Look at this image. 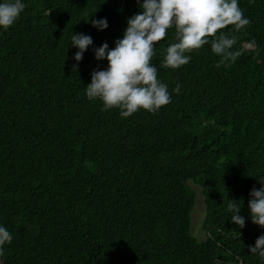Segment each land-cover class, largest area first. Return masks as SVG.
<instances>
[{
  "label": "trees",
  "instance_id": "obj_1",
  "mask_svg": "<svg viewBox=\"0 0 264 264\" xmlns=\"http://www.w3.org/2000/svg\"><path fill=\"white\" fill-rule=\"evenodd\" d=\"M21 2L0 28V226L12 235L0 264H264L249 252L264 227L248 208L264 186V0H238L250 24L222 30L241 52L227 66L206 44L186 65L163 67L177 42L169 29L152 64L171 102L127 118L86 87L107 69L95 50L115 47L143 0ZM77 33L93 41L79 62ZM192 184L204 203L200 239Z\"/></svg>",
  "mask_w": 264,
  "mask_h": 264
},
{
  "label": "clouds",
  "instance_id": "obj_2",
  "mask_svg": "<svg viewBox=\"0 0 264 264\" xmlns=\"http://www.w3.org/2000/svg\"><path fill=\"white\" fill-rule=\"evenodd\" d=\"M139 2V0H138ZM26 5L21 0H4L0 3V28L7 30L18 19ZM141 12L127 19L122 39L110 49L102 44L95 50L97 60H107V69L93 71L91 82L86 87L89 100L99 99L102 110L119 109L121 118L145 110L155 113L171 102L167 85L157 78V69L152 64L154 46L164 40L168 30L175 29L176 41L166 48L163 67L177 69L189 63L186 53L199 50L210 44L211 51L221 57L217 67L234 62L240 51H232L237 43L235 35L224 34L222 30L233 26L236 32L250 24L239 7L238 0H143ZM92 26L98 30L108 27L106 19H93ZM218 33H220L218 35ZM212 38V39H210ZM93 43L84 34H73L71 46L79 49L74 59L82 60L83 53ZM76 71L77 65H73ZM180 85L174 91L179 93ZM264 185V183H261ZM248 203L250 219L257 226L264 227V186L253 188ZM233 213L231 222L239 228L245 226V219L238 215L240 205L229 203ZM12 235L0 226V256L3 246L11 243ZM249 252L264 258V235L259 236Z\"/></svg>",
  "mask_w": 264,
  "mask_h": 264
},
{
  "label": "rangeland",
  "instance_id": "obj_3",
  "mask_svg": "<svg viewBox=\"0 0 264 264\" xmlns=\"http://www.w3.org/2000/svg\"><path fill=\"white\" fill-rule=\"evenodd\" d=\"M194 189L196 190V197H195V205L190 213L191 222H190V230L193 235L197 236L198 239L204 237V230H203V218H204V203L202 199V195L200 193V187L198 185L192 184Z\"/></svg>",
  "mask_w": 264,
  "mask_h": 264
}]
</instances>
